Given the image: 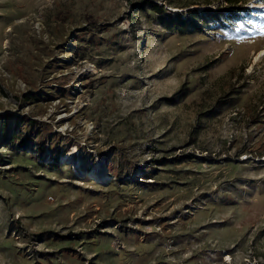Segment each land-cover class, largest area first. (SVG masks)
<instances>
[{
    "label": "rangeland",
    "instance_id": "374dc122",
    "mask_svg": "<svg viewBox=\"0 0 264 264\" xmlns=\"http://www.w3.org/2000/svg\"><path fill=\"white\" fill-rule=\"evenodd\" d=\"M138 1L0 0V264H264V0Z\"/></svg>",
    "mask_w": 264,
    "mask_h": 264
},
{
    "label": "trees",
    "instance_id": "16d2710c",
    "mask_svg": "<svg viewBox=\"0 0 264 264\" xmlns=\"http://www.w3.org/2000/svg\"><path fill=\"white\" fill-rule=\"evenodd\" d=\"M232 2L236 1V0H230ZM133 10H135L136 8H141V9H145L148 8L149 10L153 11L155 13V19L157 20V22L159 24H161V26L165 27V28H176V29H183L186 28L188 25L193 23V20L191 19V15H183L181 12L177 11V10H172L171 8H167L164 6V3L159 2L158 0H140L138 2H132L131 3ZM176 6V5H175ZM215 9V8H214ZM225 9H227V7H218L216 8L214 11L216 13V15L222 14L224 13ZM212 11V8L206 7L204 9V11ZM194 8L192 10H190L191 13H194ZM79 33V32H78ZM37 92H30V93H24L23 96L24 98H26V101H31L32 97H37ZM32 121V120H30ZM5 119H2V128H1V137L2 140L9 143L11 142V140L16 139V135L15 134H9L8 133V129L7 126L5 125ZM21 142V144H19L22 148L27 146V141H28V137L27 136H23L21 137V139L19 140ZM4 147V146H2ZM3 155L0 154V161H3ZM55 162H57V158L54 159ZM149 169V167L147 168ZM150 170V169H149Z\"/></svg>",
    "mask_w": 264,
    "mask_h": 264
},
{
    "label": "bare ground",
    "instance_id": "6f19581e",
    "mask_svg": "<svg viewBox=\"0 0 264 264\" xmlns=\"http://www.w3.org/2000/svg\"><path fill=\"white\" fill-rule=\"evenodd\" d=\"M94 170H95V173L99 171V170H97V168H94ZM99 172H100V171H99Z\"/></svg>",
    "mask_w": 264,
    "mask_h": 264
}]
</instances>
